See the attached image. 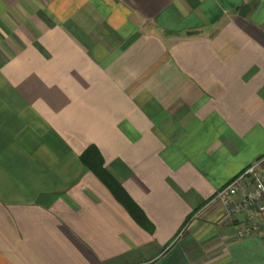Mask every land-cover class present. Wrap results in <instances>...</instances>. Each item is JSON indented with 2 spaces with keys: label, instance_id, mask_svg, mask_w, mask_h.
<instances>
[{
  "label": "crops",
  "instance_id": "crops-1",
  "mask_svg": "<svg viewBox=\"0 0 264 264\" xmlns=\"http://www.w3.org/2000/svg\"><path fill=\"white\" fill-rule=\"evenodd\" d=\"M261 156L264 0H0V264H264Z\"/></svg>",
  "mask_w": 264,
  "mask_h": 264
},
{
  "label": "built area",
  "instance_id": "built-area-1",
  "mask_svg": "<svg viewBox=\"0 0 264 264\" xmlns=\"http://www.w3.org/2000/svg\"><path fill=\"white\" fill-rule=\"evenodd\" d=\"M264 156L256 158L223 186L203 207L221 208V216L236 220L235 236L257 233L264 242Z\"/></svg>",
  "mask_w": 264,
  "mask_h": 264
},
{
  "label": "water",
  "instance_id": "water-1",
  "mask_svg": "<svg viewBox=\"0 0 264 264\" xmlns=\"http://www.w3.org/2000/svg\"><path fill=\"white\" fill-rule=\"evenodd\" d=\"M244 7H247V5H244V6H242V7L240 8V14L242 13V9H243Z\"/></svg>",
  "mask_w": 264,
  "mask_h": 264
}]
</instances>
